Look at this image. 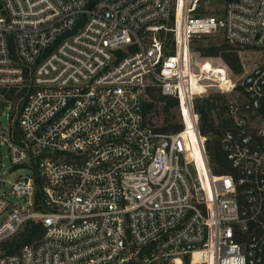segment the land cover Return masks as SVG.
Returning a JSON list of instances; mask_svg holds the SVG:
<instances>
[{
  "label": "built area",
  "instance_id": "2783aa9c",
  "mask_svg": "<svg viewBox=\"0 0 264 264\" xmlns=\"http://www.w3.org/2000/svg\"><path fill=\"white\" fill-rule=\"evenodd\" d=\"M207 1L0 0V241L45 228L0 264H264V63L232 81L191 52L218 32L264 48V0ZM154 85L180 131L145 113ZM214 87L236 175L212 173L201 132L195 98Z\"/></svg>",
  "mask_w": 264,
  "mask_h": 264
},
{
  "label": "trees",
  "instance_id": "16d2710c",
  "mask_svg": "<svg viewBox=\"0 0 264 264\" xmlns=\"http://www.w3.org/2000/svg\"><path fill=\"white\" fill-rule=\"evenodd\" d=\"M96 1L97 0H93V3ZM169 40L171 41V39ZM200 53L205 57H221L236 74H240L244 69L238 51L228 41L222 44L203 46L200 48ZM203 65L206 70L217 68L214 67L210 61L204 62ZM147 91L150 100L145 102V113L149 119L151 120V114L156 112L157 108L162 104V110L167 116L164 119L165 124L161 125L159 130L162 132L180 131L183 128V124L178 121L175 112L179 103L178 99L173 96L162 94L160 88L156 85L149 86ZM9 97H14V92H12ZM224 101L225 94L219 92L214 94L211 93L207 97H196L195 108L200 114L201 132L208 137L207 151L210 157L212 173L215 175H236L237 171L232 166L230 159L221 145L223 132L232 127V120L226 115ZM44 230L45 228L41 221L29 220L18 234L0 241V251L3 254L18 253L26 243H30L39 238Z\"/></svg>",
  "mask_w": 264,
  "mask_h": 264
},
{
  "label": "rangeland",
  "instance_id": "374dc122",
  "mask_svg": "<svg viewBox=\"0 0 264 264\" xmlns=\"http://www.w3.org/2000/svg\"><path fill=\"white\" fill-rule=\"evenodd\" d=\"M225 3H226V0H208L207 3H205V5L203 6L205 8L204 11H211V10H215V9H220L224 6ZM225 41H227V40L225 39L222 32H218L216 34L199 37L193 41L191 52H192V56L194 57L195 69L197 72H198L199 68L201 67V65H203L204 62H206V61H210V62H214V63L220 62V63L225 64V62L223 61V59L221 57H218V56L205 57V56H202L200 53V48H202L203 46H207V45H211V44H222ZM234 48L239 53L240 59H241L242 64H243V68L244 67H253L256 64H263L264 63V48H239L236 46H234ZM203 68H204V65H203ZM208 71L210 72V70H208ZM229 78L232 79V81H237L238 75L236 73H234L233 71H229ZM194 89L198 90L197 86H193V90ZM217 90L218 89L216 87L210 89L212 94L217 93ZM162 107H163V105L161 104V106L159 108H157L156 112H153L151 114V117H150L151 121H153L158 126L165 124L164 119L167 116V114L162 110L163 109ZM175 112H176L178 121H180V118L178 116V111L176 109H175ZM8 114H9V110L6 109L4 112V115H3V120L5 123L8 122V118H7ZM200 126H201V122H200ZM193 155L196 158H198L199 164L201 166L202 162L200 161V155L198 154V152L193 151ZM3 156H4L5 166L8 168L10 166L11 162L7 156V149L5 147H3ZM190 171H191L193 176L196 175L195 168L192 165L190 166ZM19 173L25 174L26 171L23 170ZM11 178L13 179V177H11ZM8 185H9V183L7 184L6 187H8ZM13 198L15 200L21 201V199L19 197H13ZM0 222H1V220H0Z\"/></svg>",
  "mask_w": 264,
  "mask_h": 264
},
{
  "label": "bare ground",
  "instance_id": "6f19581e",
  "mask_svg": "<svg viewBox=\"0 0 264 264\" xmlns=\"http://www.w3.org/2000/svg\"><path fill=\"white\" fill-rule=\"evenodd\" d=\"M213 69H215L216 71L215 72H218V73H220V72H222L223 71V68L222 67H217V68H212L210 71H212ZM203 70H205L204 68H203ZM222 76V80L224 79V80H226V78H224L223 77V75H221ZM225 82H227V81H225ZM193 86H197V89H199L200 88V86H199V84L197 83V82H194V84H193ZM185 120H186V124H187V126H188V133L190 134V136H191V139L193 140V142L195 143L196 141V139H197V134H195V132L192 130V120H191V116H190V112H188V111H186V115H185ZM193 151H196V152H198V154L200 155V152H199V150H198V148H197V145H195V147H194V150ZM200 161H201V159H200ZM202 164V163H201ZM203 168V167H202ZM205 176H206V178H208V180L210 179V174H209V170H208V168L206 167V165H205Z\"/></svg>",
  "mask_w": 264,
  "mask_h": 264
}]
</instances>
